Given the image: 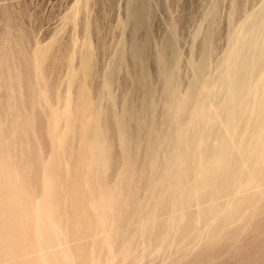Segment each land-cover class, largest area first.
<instances>
[{
    "label": "rangeland",
    "instance_id": "374dc122",
    "mask_svg": "<svg viewBox=\"0 0 264 264\" xmlns=\"http://www.w3.org/2000/svg\"><path fill=\"white\" fill-rule=\"evenodd\" d=\"M263 6L264 0H0V157L35 195L51 171L46 213L71 264L93 256L100 264H264V185L211 236L197 221L196 205L187 210V226L155 209L166 189L157 177L173 147L165 140L170 93L174 104L182 99L202 59L203 76L217 80L239 25ZM97 151L100 167H90ZM85 182L109 188L110 202L102 209L103 239L80 243L72 233L85 222L74 216V197L92 186ZM78 246L86 258L74 254Z\"/></svg>",
    "mask_w": 264,
    "mask_h": 264
},
{
    "label": "bare ground",
    "instance_id": "6f19581e",
    "mask_svg": "<svg viewBox=\"0 0 264 264\" xmlns=\"http://www.w3.org/2000/svg\"><path fill=\"white\" fill-rule=\"evenodd\" d=\"M239 26L217 80L203 76L202 59L182 99L174 104L170 93L167 118L172 128L165 140L173 147L157 177L166 189L155 209L167 212L169 223L187 226L193 220L187 210L196 205L197 221L210 236L248 206L264 185V6ZM217 96L220 99L213 102ZM91 143L99 150L96 136ZM94 154L90 167L103 160L100 151ZM16 174L0 157V264H71L55 220L46 213L51 206L46 193L51 171L44 175L40 195L26 188ZM103 187L92 185L74 197L78 205L74 216L85 222L82 231L78 225L72 233L80 243L82 238L103 239L101 228L108 215L102 209L110 202L109 188ZM83 246L75 248L78 258L88 255ZM83 264L100 263L93 256Z\"/></svg>",
    "mask_w": 264,
    "mask_h": 264
}]
</instances>
